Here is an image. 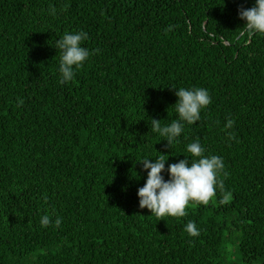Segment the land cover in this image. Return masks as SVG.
Returning a JSON list of instances; mask_svg holds the SVG:
<instances>
[{
	"label": "trees",
	"instance_id": "obj_1",
	"mask_svg": "<svg viewBox=\"0 0 264 264\" xmlns=\"http://www.w3.org/2000/svg\"><path fill=\"white\" fill-rule=\"evenodd\" d=\"M254 3L0 0V264H264V35L239 18ZM80 30L91 55L58 84L56 40ZM181 87L212 102L168 148L151 119H176ZM197 138L223 188L157 222L139 161L161 153L166 169Z\"/></svg>",
	"mask_w": 264,
	"mask_h": 264
},
{
	"label": "clouds",
	"instance_id": "obj_2",
	"mask_svg": "<svg viewBox=\"0 0 264 264\" xmlns=\"http://www.w3.org/2000/svg\"><path fill=\"white\" fill-rule=\"evenodd\" d=\"M56 8H49V15L55 16ZM239 18L245 21L244 33L247 35H264V0H255L254 5L239 11ZM88 39V34L83 30L66 32L56 40L55 49H59L58 84H68L73 81L76 70L83 67L91 53L82 46ZM175 89V88H174ZM177 100L174 105L176 119L170 124L162 125L161 120L151 119V130L166 141L170 148L179 142V137L184 132L185 124L194 125L201 119V111L211 104L212 100L206 88H179L175 89ZM22 104L23 101L18 102ZM234 121L228 119L225 129H231ZM232 139L233 134L227 133ZM161 141V140H160ZM153 147V145H152ZM154 149V148H153ZM155 150V149H154ZM156 151V150H155ZM157 152V151H156ZM186 152L190 155L177 163L168 164L165 169L166 155L159 153L155 158H144L139 162L143 170L147 171L145 183L137 189L139 207L148 209L150 215L157 217V222L163 217H184L187 215L186 207L190 202L207 205L216 195L217 189L223 188V182L218 178L221 174L227 176L223 158L217 155L205 156V149L197 138L186 145ZM167 172L165 180L162 173ZM46 199V197H43ZM61 218L54 221L50 215L45 214L40 218V226L47 228L50 224L59 227ZM184 231L191 237L200 235L194 221H188Z\"/></svg>",
	"mask_w": 264,
	"mask_h": 264
},
{
	"label": "rangeland",
	"instance_id": "obj_3",
	"mask_svg": "<svg viewBox=\"0 0 264 264\" xmlns=\"http://www.w3.org/2000/svg\"><path fill=\"white\" fill-rule=\"evenodd\" d=\"M230 246V245H229ZM232 252L230 254H228L227 258L229 260H231L232 262H239L238 260L235 259L236 255L233 253V250H231ZM251 264H259L258 262H253Z\"/></svg>",
	"mask_w": 264,
	"mask_h": 264
}]
</instances>
